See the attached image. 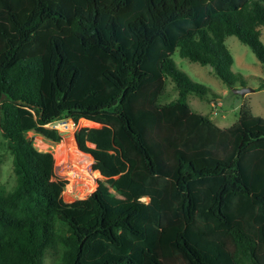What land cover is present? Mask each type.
I'll return each mask as SVG.
<instances>
[{"label": "trees", "instance_id": "1", "mask_svg": "<svg viewBox=\"0 0 264 264\" xmlns=\"http://www.w3.org/2000/svg\"><path fill=\"white\" fill-rule=\"evenodd\" d=\"M262 28L264 0H0V129L16 176L0 185V264H264V118L247 100L227 128L193 112L189 95H219L173 60L234 88L226 39L264 69ZM167 80L177 98L161 104ZM62 119L102 125L75 133L102 177L71 203L29 137L58 142L47 125Z\"/></svg>", "mask_w": 264, "mask_h": 264}, {"label": "rangeland", "instance_id": "2", "mask_svg": "<svg viewBox=\"0 0 264 264\" xmlns=\"http://www.w3.org/2000/svg\"><path fill=\"white\" fill-rule=\"evenodd\" d=\"M261 40L264 43V28L261 29ZM226 44L235 60L232 72L235 75L241 74L242 76V82H237L235 87L254 89L253 92L246 93L244 96L236 94L232 88L224 84L215 75L212 67L202 66L199 63L181 58L178 52L173 55V60L177 67L184 71L193 81L208 86L214 92L218 93L221 99L219 101L221 105L216 101V96H210V100H208L200 99L194 94L189 95L188 103L193 112L211 115L221 127L232 126L238 120L240 104L245 98L253 105L255 114L264 116V89H259L260 84L264 80V69L260 61L250 47L243 44L236 36L227 37ZM166 84V92L160 99L161 104H167L177 98V90L174 83L167 80ZM81 120L78 124L72 119L56 121L54 125L57 126L60 137L58 142L47 140L34 132L29 133V137L33 139L35 146L39 150L53 153L57 177L69 181V184L63 192V199L67 203L74 202L77 199L87 198L98 186L95 185L96 188H94L91 177V174L98 167L97 163L95 165L91 157L87 156L89 154L83 153L78 149L75 141V133L82 128L87 130H100L102 125H90L86 124V120H83V122ZM47 127L51 128L49 125ZM0 154L2 155L0 163V185L9 191L16 183V176L13 171V157L7 148L6 142L2 138L1 129ZM100 178L97 177L95 179L97 184ZM103 181H105L104 178ZM72 184H74V187ZM144 200L148 201V199ZM45 264H56V261L49 256L46 258Z\"/></svg>", "mask_w": 264, "mask_h": 264}, {"label": "bare ground", "instance_id": "3", "mask_svg": "<svg viewBox=\"0 0 264 264\" xmlns=\"http://www.w3.org/2000/svg\"><path fill=\"white\" fill-rule=\"evenodd\" d=\"M82 122H83V119L81 120ZM87 156H89V157H91V159L94 161V159H93V157L91 156V155H87ZM90 172V171H89ZM91 177H92V181H93V186H94V188H96V186L98 185L97 183H96V178L97 177H102L101 176V173L99 172V171H97V170H94V172H93V174H91ZM76 181V180H75ZM73 185V187H74V184H72ZM71 185V186H72ZM96 185V186H95ZM69 187V186H68ZM89 189V188H88ZM69 190V189H68ZM76 191V190H75ZM76 193V192H75ZM83 193H85V192H83ZM80 194V193H79ZM70 195V194H69ZM147 198V197H146Z\"/></svg>", "mask_w": 264, "mask_h": 264}, {"label": "water", "instance_id": "4", "mask_svg": "<svg viewBox=\"0 0 264 264\" xmlns=\"http://www.w3.org/2000/svg\"><path fill=\"white\" fill-rule=\"evenodd\" d=\"M232 90H233L234 93L240 94V95H243V96L246 95V93H249V92H253L254 91V89H249V88H236V87L232 88ZM75 141H76V139H75ZM77 147H78V145H77ZM78 149H79V147H78Z\"/></svg>", "mask_w": 264, "mask_h": 264}, {"label": "crops", "instance_id": "5", "mask_svg": "<svg viewBox=\"0 0 264 264\" xmlns=\"http://www.w3.org/2000/svg\"><path fill=\"white\" fill-rule=\"evenodd\" d=\"M221 99L220 98H217L216 99V101H220ZM245 100H247L246 98L245 99H243V102L240 104V110H241V107H242V105H243V103L245 102ZM217 103V102H216ZM220 103V105H221V102H219ZM251 107H252V112H253V114L255 115V116H260V117H262V118H264V116L263 115H261V114H259V115H257V114H255V111H254V108H253V105L251 104ZM239 114H240V111H239ZM239 117H240V115H239ZM213 119V121L215 122V118H212ZM239 119V118H238ZM238 121V120H237ZM236 121V122H237ZM235 122V123H236ZM216 123V122H215ZM217 124V123H216ZM218 126H219V124H217ZM219 127H221V126H219ZM228 127H230V126H228ZM221 128H227V126L226 127H221Z\"/></svg>", "mask_w": 264, "mask_h": 264}, {"label": "built area", "instance_id": "6", "mask_svg": "<svg viewBox=\"0 0 264 264\" xmlns=\"http://www.w3.org/2000/svg\"><path fill=\"white\" fill-rule=\"evenodd\" d=\"M54 124H55V122H53V123H50V124H48V125H49V127L53 128V129H57V126H56V125H54Z\"/></svg>", "mask_w": 264, "mask_h": 264}]
</instances>
